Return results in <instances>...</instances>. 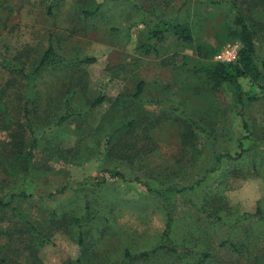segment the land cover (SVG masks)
<instances>
[{"label": "rangeland", "instance_id": "obj_1", "mask_svg": "<svg viewBox=\"0 0 264 264\" xmlns=\"http://www.w3.org/2000/svg\"><path fill=\"white\" fill-rule=\"evenodd\" d=\"M228 1L238 3L255 31L257 61L263 65L264 0ZM58 3L56 17L47 16L37 0L25 3L21 11L15 6L8 18V27L0 36V63L4 57L13 62L23 49L38 53L39 49H45L50 35L58 50L69 58L95 59L91 64L77 65L74 70L49 71L39 82L41 95L37 97L41 109L34 119L44 137L35 154V181L23 187L34 196L22 204L31 218L47 217L50 209L61 203L66 212L81 211L87 190L82 185L95 176H102L104 168L120 167L132 181L114 180L107 188L112 199L122 203V208L116 212L117 221L122 227L126 226L129 233H142L144 242H153L163 232L167 215L161 203L152 201L148 206L146 196L149 192L142 183L151 181L158 188L186 187L204 180L205 186L213 188L223 177L221 168L206 175L214 166L215 153L238 155L240 140L247 152L241 159L224 164L225 171L232 172L223 178L219 188L224 196L219 195L218 206L226 226L218 227L215 219L207 218L194 205L180 199L174 206L175 236L181 241L184 234L199 224L209 230L203 238L213 248L216 264H264V258L257 260L258 256H263L264 248L251 256L249 250H227L221 244L232 235L241 239L237 244L241 243L250 230L258 236L253 244L260 238L258 245L264 247L261 237L264 236V219L253 223V229L248 221L239 223L226 234V230H230L228 225L243 215L253 214L259 208L264 211V168L254 167L255 163L264 162V91L253 88L248 79H243L244 89L257 93L258 101L241 108L229 85L213 91L203 74L181 68L185 60L190 68L199 63L215 62L216 55L224 47L240 44L230 38V31L238 28L234 12L227 5L216 4L215 0H63ZM19 4V0L14 2V5ZM99 5L101 9L96 16L84 17L83 11H92ZM176 17L192 25L194 43H181L171 32H166V39L156 45L158 53L146 55L140 46L147 42L148 25L153 27L162 19ZM213 50L218 53L212 56L202 53ZM27 54H22L25 59ZM0 75L9 79L1 67ZM140 81L146 84L145 101L159 99L165 105L136 102L115 108L117 99L129 101L132 98ZM66 90L70 94L77 91L73 105L83 113L55 129L53 125L65 111ZM98 98L104 101L92 109L91 103ZM175 107L189 116L188 122L180 112L174 111ZM241 112L250 124L252 138L245 136ZM142 113L146 119H158L157 124L147 126L148 134L144 126L142 130L138 125L129 131L125 141L109 143L114 117L128 123ZM187 123L195 130L196 138L184 154L186 148L181 149L179 137L181 128ZM6 136L1 133L0 139L5 140ZM149 147L153 152L148 151ZM135 177L143 182L135 181ZM65 185L68 190L64 194L50 197L58 187ZM205 194L204 188L200 192V204ZM139 202H143V208L132 209ZM45 232L50 233L53 244L46 245L40 252L44 264H67L82 256L80 245L64 226L46 227ZM198 239L202 241L200 233L191 244L196 245ZM100 247V259L113 260L114 248ZM118 248L115 246V250ZM251 259L253 262H248ZM141 264L183 263L163 256Z\"/></svg>", "mask_w": 264, "mask_h": 264}, {"label": "trees", "instance_id": "obj_2", "mask_svg": "<svg viewBox=\"0 0 264 264\" xmlns=\"http://www.w3.org/2000/svg\"><path fill=\"white\" fill-rule=\"evenodd\" d=\"M15 1L0 0V36L7 29L8 18L14 12L15 6L18 7V11H21L24 9L25 3L32 4V0H19L20 4L14 5ZM37 1L47 16L56 17V7L59 8L60 6L58 2L63 0ZM215 3L227 5L234 12L238 28L230 31V38L238 40L241 44L238 59L232 63L219 61L199 63L192 68L188 66L187 60H185L181 68L195 74H203L213 91H219L223 85H229L235 91L237 104L241 108L246 107L247 104L258 101V95L253 91L244 89L242 86L243 79H248L253 88H259L261 92L264 91V63L260 65L257 61L256 33L236 1L215 0ZM100 9L99 5L92 11H83L84 17L89 19L96 16ZM147 28V42L140 46L146 55L158 53L156 45L166 39V32H171L176 40L187 45L193 44L195 40L192 25L188 21L180 20L179 17L174 20L162 19L153 27L148 25ZM48 38L47 46L45 49H39L38 53H33L32 49H28V51L23 49L21 54L13 58V62L4 57L0 63L1 71L7 74L9 78L6 79L0 75V134H7V139H0V264H44L40 252L46 245L53 244L51 236H49L50 233H46L45 229L46 227L62 228L63 226L73 238L75 237L82 250V256L79 259L69 261L67 264H141L150 263L152 260L163 256L176 259L183 264H216L213 248L203 238L209 234V230L204 226L197 224V230L191 228L184 234L186 236L183 240L176 239L174 206L178 200L182 199L198 208L207 218L215 219L218 227L220 225L225 227L223 213L218 206L219 195L224 196V194L219 188L223 178L232 172L231 170L226 172L224 164L231 160L241 159L243 154L247 152L240 140L238 141L240 149L238 155L215 153L214 166L208 170L206 175L221 168L223 177L222 181H219L213 188L209 185L205 186L204 180H197L186 187L168 185L158 188L153 186L151 181L142 183L141 179L135 177L134 180L142 183L149 192V195L146 196L148 206L152 205V201L161 203L167 215L163 232L153 242H144L141 238L142 233H136V231L129 233L130 230L126 226L122 227L117 221L116 212L120 211L122 203L112 199L107 188L112 185L111 181L114 180L132 181L120 167L104 168L101 170L102 176H95L86 184L81 183L84 188H87L81 211L66 212L63 209L64 204L61 203L50 209L49 216L35 219L31 218L29 211L25 210L22 204L32 200L34 196L28 194L23 187L27 183L35 181V154L39 149L41 138L44 137V133L37 126L38 121L34 119L41 109L37 97L38 94L41 95L39 82L46 73L54 69L58 72L68 69L74 70L77 65L95 62V59L90 57L75 60L69 58L58 50L51 35ZM218 50H213L207 54L202 51V53L204 56H212L218 53ZM23 52L29 53L26 59L22 55ZM145 86L146 84L140 81L132 98L129 101L117 99L115 108L136 102L143 104L146 102V104L155 106L165 105L164 101L159 99L145 101L143 98ZM202 90H204L203 87ZM74 92L77 91L74 90ZM74 92L70 94L71 92L69 93L68 90L64 91L63 108L65 111L53 125V128L58 129L71 117H78L83 113L73 105ZM103 101L102 98H98L91 103L90 107L94 109ZM174 111L180 112V116L185 117V121H189L187 119L189 116H186L182 109L175 107ZM241 118L246 138H252L250 124L242 112ZM114 119V129L109 135V143L114 140L125 141L129 131L138 125L142 130L144 126V132L148 134L147 126L149 124L155 125L158 122L157 118H153L154 121L146 119L144 113L136 114L135 118H132L128 123L125 119H118L117 117ZM187 124L181 128L179 137L181 149L191 145L196 138L195 130L189 123ZM144 132L141 133L142 136ZM188 150V148L184 149L183 153H188ZM148 151L153 152V149L149 147ZM260 165L264 168V162L259 163V165L255 163L254 167L261 169V167L259 168ZM16 188L23 189H18L16 192ZM204 188L206 196L200 204L198 202L201 198L200 192ZM67 190V185L58 187L56 192L50 194V197L62 195ZM192 196L195 198L193 199ZM139 208H143V202H139L132 209ZM261 219H264V211L259 208L255 213L243 215L238 221L228 225L230 230H226V234L227 231H232V228L236 227L237 224L245 221L250 222L251 229H253V223H258V220ZM199 233L202 241L198 239L196 245L191 244L199 237ZM255 237L258 236H254L252 231L247 230L243 242L237 244L236 242L241 241V239L232 235L227 236L221 244L227 250H249L251 256H254L256 252L264 248L258 245L260 238L256 239L257 244H253ZM261 237L264 239V236ZM200 242L202 244L197 245ZM146 244L148 245L144 246ZM103 245L114 248L113 260L100 259L98 249ZM115 246L119 248L115 250ZM260 258H264V253L263 256H258L257 260ZM248 262H253V259L248 260Z\"/></svg>", "mask_w": 264, "mask_h": 264}, {"label": "built area", "instance_id": "obj_3", "mask_svg": "<svg viewBox=\"0 0 264 264\" xmlns=\"http://www.w3.org/2000/svg\"><path fill=\"white\" fill-rule=\"evenodd\" d=\"M240 44H230L223 48V50L216 55V61L222 63L235 62L239 57Z\"/></svg>", "mask_w": 264, "mask_h": 264}]
</instances>
